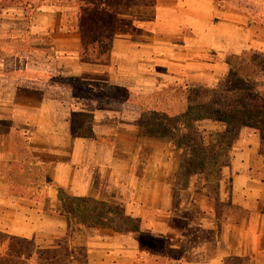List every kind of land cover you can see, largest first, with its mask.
Wrapping results in <instances>:
<instances>
[{
    "label": "crops",
    "instance_id": "0c3cea01",
    "mask_svg": "<svg viewBox=\"0 0 264 264\" xmlns=\"http://www.w3.org/2000/svg\"><path fill=\"white\" fill-rule=\"evenodd\" d=\"M95 1L115 19L102 63L82 62L77 27L61 35L60 15L44 12L22 16L25 38L36 40L27 53L44 52L46 32L56 29L52 50L73 58L0 59V234L36 251L67 247L70 260L81 246L83 264H264V183L251 176L247 159L259 137L235 155L230 191L210 202L191 177L177 186L180 150L138 135L140 108L137 122L127 123L126 100L112 108L103 93L120 87L142 100L158 84L214 86L227 68L220 56L251 50V31L212 0L115 1V14ZM66 43L72 48L63 49ZM67 79L101 95L74 96ZM83 117L92 119L91 137L77 135ZM19 180L26 185L16 191ZM77 202L88 204V224L64 208L76 210Z\"/></svg>",
    "mask_w": 264,
    "mask_h": 264
},
{
    "label": "trees",
    "instance_id": "16d2710c",
    "mask_svg": "<svg viewBox=\"0 0 264 264\" xmlns=\"http://www.w3.org/2000/svg\"><path fill=\"white\" fill-rule=\"evenodd\" d=\"M25 1L28 0H0V14L6 8L21 6L25 18H29L33 8ZM92 6L88 8V12L77 17V31L81 38L79 59L86 63H102L110 53L115 19L99 4L92 3ZM253 56L255 53L251 50L227 56L224 61L228 68L227 74L215 88L174 85L167 89L165 96L162 91L150 99L137 98L141 110L140 130L160 138H168L175 149L183 151L185 167L189 169L191 176L199 178V174H202L205 179L219 181L221 169L229 167L227 163H222L229 158V145H224L227 151L221 154L222 161H217L215 148L209 145L203 146V149L199 147L204 144V139L196 134L194 125L203 121L221 125L224 131L218 134L221 136L220 140H224L228 129L253 128L258 132L259 147L264 148V97L255 91V83L250 75L246 74L245 79H239L238 69L233 68L238 63L257 69L256 63L251 60ZM261 69L264 71L263 65ZM109 89L112 90L104 89L108 96L111 95ZM220 144L216 145V149H221ZM249 171L251 172L250 167ZM260 181L264 183V179ZM0 247V264H41V255L33 259L37 251L33 252L30 241L4 235L0 239Z\"/></svg>",
    "mask_w": 264,
    "mask_h": 264
},
{
    "label": "rangeland",
    "instance_id": "374dc122",
    "mask_svg": "<svg viewBox=\"0 0 264 264\" xmlns=\"http://www.w3.org/2000/svg\"><path fill=\"white\" fill-rule=\"evenodd\" d=\"M106 1H112L111 4H108ZM115 1H124V0H102L101 2L105 4L106 8L109 10H113V13L116 11L117 8ZM125 1H134V0H125ZM217 1V3H220V7L224 10H234L238 14L239 23L244 28L246 27V30L249 28L250 35L248 40V49H251L252 52L255 53V56L251 57V60L256 63L257 69H253L251 66L246 67L245 64H242L244 66H241V64L235 63L236 65L233 66V68L238 69V75L239 79H245V75H250L251 79L255 83V91L257 93H260L262 97H264V71L261 69V66H264V0H212ZM30 3V5L33 8V13L36 12H44L48 14H56L60 15L61 17V29L60 32L61 35H64L65 33L72 32L76 30L77 27V17L78 15H82L84 12H88V8H92V3H98L99 1L95 0H28L25 1ZM30 10V7L27 8V11ZM115 14V13H114ZM25 15V12L23 10V7H11L4 9L0 14V48L3 50H0V59H5L6 56L12 57V59H5L8 62H18L23 59L24 54H28L30 56V59L33 61H45L46 63H50L53 60H56V58H60L61 60H67L73 58L72 53L70 52H62L60 55L54 50H52V36L56 34V29H49L48 32H46L44 36V52L36 55L31 54L27 52H31L30 46L31 44L35 46L36 40L33 37V40L29 38H25L24 31L27 30L26 23L23 22L22 16ZM21 17V18H20ZM54 20H57V17L54 16ZM123 24V23H122ZM132 28V25H130ZM134 29V28H132ZM29 39V40H28ZM65 44V43H64ZM63 45V43H62ZM68 48H67V47ZM65 47H62L63 49H71L72 43H66ZM40 47V43H39ZM2 51V52H1ZM7 51V52H6ZM9 52V53H8ZM22 56V57H21ZM15 58V59H14ZM21 58V59H20ZM26 59V57H25ZM225 57L223 55L220 56V60L225 61ZM228 68H226L225 74H227ZM262 72V73H261ZM236 76V75H235ZM222 79V78H221ZM220 79V80H221ZM219 80V81H220ZM218 81V82H219ZM256 81V82H255ZM218 82L214 86H209L211 88H215L218 86ZM65 86L70 89V91L73 93V95L77 97H85V96H100V92H95L94 89H90L86 86L84 82H80L75 79H67L64 81ZM221 84V83H220ZM224 83H222V86ZM159 90L158 92H162V95H166L167 89L170 87H166L165 84L163 85H157ZM226 87V86H225ZM93 90V91H92ZM109 89L110 96H109V104L112 106V108H115L116 104H119V102H122L126 100L127 105L125 106L126 111V122L128 123L133 120L134 123H136V111L139 110L138 108V100L134 98L132 95V92H128L126 90L119 88H112V90ZM99 91V90H98ZM94 92V93H93ZM166 92V93H165ZM104 93V89H103ZM132 99L131 101L127 102L128 99ZM118 102V103H117ZM115 105V106H114ZM114 106V107H113ZM135 115V117H134ZM91 118L85 119L78 118L76 120L77 123V135L83 136V137H91L93 134L90 132L89 125L91 124ZM135 120V121H134ZM140 122V120H139ZM88 125V133L86 132V126ZM148 127L152 128L150 124H147ZM194 129H197L196 134L199 137H202L204 139V144L199 146L203 149V146L209 145L215 148V152L218 155L217 161H222L221 154L223 152H226L227 150L224 149V145L228 144L230 148L229 152V158L222 161V163H227L229 167H223L221 169L220 178L219 181L216 179H205V177L202 174H199V178L196 176H191L189 169L185 167V155L184 152L181 151V162L180 167L177 171V186L180 188H184L187 184V181L192 179L193 181V189L199 190L203 192V194L206 196L210 202L214 199H218V195H220V192H224L225 194L230 191L231 186V178L234 172L232 171L231 163L233 162L235 155H242L244 153L243 148H245V142L246 139L252 137V135H255L258 139V132L254 130L253 128H243V127H236L234 130L226 131V135L224 137V140H220L221 137L218 135L222 131H224V128L219 125L215 124L212 121H203L199 122L194 125ZM138 135L140 137L149 138V139H157V140H165L166 142L171 143V141L168 138H160L156 135L148 133H144L140 130L139 127V133ZM19 141V140H18ZM221 143L222 146L221 149H216V145L218 143ZM172 144V143H171ZM250 147V146H249ZM177 150V149H176ZM205 152V151H204ZM260 155V157H259ZM249 167L251 169V176L257 180L264 179V148L258 147L255 152L249 153ZM16 176L24 177L23 172L17 171ZM199 179V180H198ZM198 180V181H197ZM33 184V183H32ZM48 184V183H47ZM14 189L16 191H20L26 183L19 180L13 183ZM50 185V184H49ZM51 186V185H50ZM76 205L78 208L72 209L69 207V205L65 203V207L70 213V219L72 221H75L76 223L80 224H88L92 218L90 216L88 217V204L84 202H77ZM99 208V206L97 207ZM109 209V207H107ZM106 207L100 208L99 210H105ZM68 212V213H69ZM94 220V219H93ZM73 232V233H72ZM80 231H71L70 236L77 239L76 237H79ZM2 237H4L5 234H0ZM79 235V236H78ZM2 237L0 239H2ZM34 244L31 242V249H33V252L36 250L34 249ZM65 250L67 252L65 253ZM0 247V252H1ZM40 252V254H37ZM73 254V260L69 259V252L68 248L62 247L58 251L53 250H42L37 251L33 259H36L38 255H41L40 262L41 264H83V249L77 246L74 249H71L70 251ZM52 259V260H51ZM50 260V261H48Z\"/></svg>",
    "mask_w": 264,
    "mask_h": 264
}]
</instances>
